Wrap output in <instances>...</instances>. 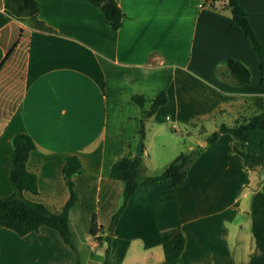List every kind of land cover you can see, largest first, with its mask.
<instances>
[{
    "label": "crops",
    "instance_id": "crops-1",
    "mask_svg": "<svg viewBox=\"0 0 264 264\" xmlns=\"http://www.w3.org/2000/svg\"><path fill=\"white\" fill-rule=\"evenodd\" d=\"M39 1L38 18L51 31L15 17L0 28V195L14 191L12 138L26 132L35 141L27 166L36 172L39 190H26L27 197L62 210L69 197L62 172L65 159L76 154L82 162V171L73 177L79 201L70 210V226L73 231L75 220L91 232L95 214L99 230L91 233L96 239L91 243L104 252L84 259L76 240L82 264H104L108 246V264H161L178 230L186 236L180 264H247L256 250L255 238L241 232L238 219L244 213L251 216L243 198H252L264 184L258 186L259 175L249 172L256 170L243 168L230 134L207 146L191 145L189 149L201 147V154L175 188L170 180L151 178L167 162L159 171H147L111 232L124 182L112 178L110 169L131 150L135 154L140 134L142 113L134 94H143L145 106H150L165 89L170 101L155 115L169 117L170 112L186 125H198L193 118L202 121L221 110L235 120L245 103L254 110L263 108L260 57L234 21L227 0H116L124 18L115 31L88 0ZM5 2L0 0L1 10ZM240 2L264 50V0ZM229 58L249 68L250 82L235 81L227 67ZM125 104L132 109L127 112L132 115L129 128L126 119H120ZM149 149L144 139V150ZM222 174L232 184V194L207 202L210 198L202 190ZM16 234L22 242V262L74 263L72 248L57 230L43 225L39 231ZM82 239L90 241L87 233Z\"/></svg>",
    "mask_w": 264,
    "mask_h": 264
},
{
    "label": "trees",
    "instance_id": "trees-1",
    "mask_svg": "<svg viewBox=\"0 0 264 264\" xmlns=\"http://www.w3.org/2000/svg\"><path fill=\"white\" fill-rule=\"evenodd\" d=\"M99 7L112 31L117 30L123 23L124 12L116 0H88ZM234 21L249 36L254 49L260 57L261 80H264V50L253 28L250 17L240 0H227ZM41 10L39 0H6L4 9H0V28L6 25L13 17L27 21L30 25L43 30L51 31L52 27L38 18ZM13 48L11 49V51ZM4 63V56L0 47V69ZM227 67L238 84L251 81L249 68L240 60L229 58ZM133 100L141 107V118L138 133L145 129V120L153 116L160 106L168 103L170 97L165 89L159 91L149 107H146V97L143 94H134ZM245 103L232 125L223 122L219 128L208 135L207 140L216 142L223 134L232 137V149L241 160L246 170H255L264 164V105L261 110L251 109ZM14 151L10 179L14 191L8 196L0 195V226L14 230L21 236L33 231H39L43 225L59 232L62 239L68 244L75 255L73 264H82L77 241L70 226V210L78 204L79 191L73 177L82 171V162L76 154L68 155L62 167V172L69 191V197L62 210L51 209L45 203L33 200L25 195V191L38 193V179L36 172L27 166L31 151L35 148V141L29 133L20 132L12 138ZM201 147L181 151L173 158L159 174L152 175L154 181L170 180L175 188L188 177L191 165L201 154ZM145 159L133 153L117 159L111 166L110 176L124 182L123 201L114 213L111 225H115L119 216L127 206L128 200L138 189L140 181L146 176L144 172ZM252 233L255 238L256 250L250 255L247 264H264V185L255 191L251 198ZM99 230L96 215H93L91 233ZM186 245V236L178 230L168 244L167 260L161 264H180L179 258ZM110 246L106 250L105 263L108 264Z\"/></svg>",
    "mask_w": 264,
    "mask_h": 264
},
{
    "label": "rangeland",
    "instance_id": "rangeland-1",
    "mask_svg": "<svg viewBox=\"0 0 264 264\" xmlns=\"http://www.w3.org/2000/svg\"><path fill=\"white\" fill-rule=\"evenodd\" d=\"M128 106V104H125V109H122V114H120L121 120L125 121L124 119H126V123H124V125L127 128H129V123L132 120V115L127 114V112H132V109ZM138 107L140 110L139 105ZM166 114H169V117H166L164 113H160L158 116H156L157 114H154L153 116L145 120V129L143 131L144 139L146 141V145L149 146L150 149L149 151L144 150V154L151 157H146L149 159L150 162L153 159L156 160L155 163L151 164V167L149 165L150 162H147V164L145 163V173L147 171L151 172L150 170H161V167H157H159L164 162H167L168 164L181 151L189 150L190 146L193 144H200L201 147L207 146L209 143L207 137L209 134H211L214 129L219 128V126L223 122L227 123L228 125H232L234 122L233 116L223 110L218 111L213 116L209 117L208 119H203L202 121H199L198 117L193 118L192 120H195L194 122L196 124L198 123V125H186L183 122L178 121L174 117V115H171L170 112ZM175 126H177L178 129H174ZM169 156H172L171 159H168ZM238 159H240L241 161V158H239V156ZM255 170L256 171L249 172H252L253 175H259L260 180L257 184L258 186H262L264 184V164L257 167ZM206 187L208 189L202 190V195L207 196L206 198H210L207 199V202H211L212 199H215V201H219L220 199L222 200L230 196L232 194L231 188H233L231 183L229 184L227 183V181H225L224 174H222L217 179V181L208 182L206 184ZM243 204L248 208V210H250L251 196L243 198ZM86 215L88 216V213H86ZM238 221L242 223V233H252V219L250 215L244 213L243 215L239 216ZM113 226L114 225L111 226V230ZM72 227L73 233H75L79 249L83 254L84 259L87 258V254L88 256H90L92 253H94L96 256H104V252L100 248L92 247L91 242L96 239L92 237L91 232L89 230L85 232V230L81 226H79V224H77L75 220L72 221ZM9 233H11L12 235L10 236ZM83 233H87V238L90 241L86 242L84 241V239H82ZM16 236V232L12 229L7 228L5 230H0V264H27V262H22V242L21 240H19V236H17L18 238ZM255 248L256 245L254 244V250ZM24 260H27V258H25V255Z\"/></svg>",
    "mask_w": 264,
    "mask_h": 264
},
{
    "label": "water",
    "instance_id": "water-1",
    "mask_svg": "<svg viewBox=\"0 0 264 264\" xmlns=\"http://www.w3.org/2000/svg\"><path fill=\"white\" fill-rule=\"evenodd\" d=\"M135 154L140 155L143 158L144 157H150V156L144 154V133L143 132H141L139 134V137H138V140L136 143ZM111 232H114V230L112 229Z\"/></svg>",
    "mask_w": 264,
    "mask_h": 264
},
{
    "label": "built area",
    "instance_id": "built-area-1",
    "mask_svg": "<svg viewBox=\"0 0 264 264\" xmlns=\"http://www.w3.org/2000/svg\"><path fill=\"white\" fill-rule=\"evenodd\" d=\"M207 3L211 4L212 2H214V0H206Z\"/></svg>",
    "mask_w": 264,
    "mask_h": 264
}]
</instances>
